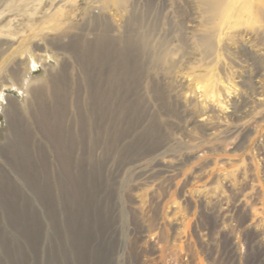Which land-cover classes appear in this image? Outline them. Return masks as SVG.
<instances>
[{"label":"rangeland","instance_id":"rangeland-1","mask_svg":"<svg viewBox=\"0 0 264 264\" xmlns=\"http://www.w3.org/2000/svg\"><path fill=\"white\" fill-rule=\"evenodd\" d=\"M244 1L0 0V264H264Z\"/></svg>","mask_w":264,"mask_h":264},{"label":"bare ground","instance_id":"bare-ground-1","mask_svg":"<svg viewBox=\"0 0 264 264\" xmlns=\"http://www.w3.org/2000/svg\"><path fill=\"white\" fill-rule=\"evenodd\" d=\"M204 1V3H203V5L205 6V8L206 9H212V10H214V7H215V5H214V3H215V0H203ZM249 3L250 2H248V1H244V4H243V6H242V9H245V10H249ZM216 8V7H215ZM239 18V17H238ZM21 56V55H20ZM213 81V80H212ZM209 86V85H208ZM230 86V85H229ZM232 86V85H231ZM214 86H211V87H206L205 85L203 86V85H200L199 87H197V90L198 89H202V92H208V93H211V95L213 96L212 98H214ZM230 89V88H229ZM228 89V90H229ZM231 89H232V87H231ZM227 90V91H228ZM233 90V89H232ZM201 91V90H200ZM219 95V94H218ZM218 95H216V96H218ZM209 97V96H208ZM220 97V96H219ZM210 98V97H209ZM216 99H218V98H216ZM220 99H218V101H219ZM211 101H212V99H211ZM221 101V100H220ZM218 103V102H217ZM220 103V102H219ZM221 104V103H220ZM222 104H224V103H222ZM221 107H223V106H221ZM224 108V107H223ZM222 108V109H223Z\"/></svg>","mask_w":264,"mask_h":264}]
</instances>
